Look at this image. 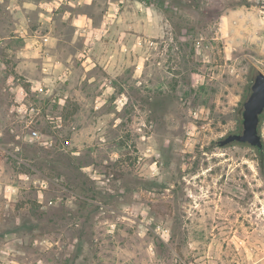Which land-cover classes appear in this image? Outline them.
Listing matches in <instances>:
<instances>
[{
  "label": "rangeland",
  "instance_id": "rangeland-1",
  "mask_svg": "<svg viewBox=\"0 0 264 264\" xmlns=\"http://www.w3.org/2000/svg\"><path fill=\"white\" fill-rule=\"evenodd\" d=\"M26 1L0 0V264H264V151L216 142L264 73V0ZM36 30L73 37L48 146L12 113Z\"/></svg>",
  "mask_w": 264,
  "mask_h": 264
},
{
  "label": "built area",
  "instance_id": "built-area-1",
  "mask_svg": "<svg viewBox=\"0 0 264 264\" xmlns=\"http://www.w3.org/2000/svg\"><path fill=\"white\" fill-rule=\"evenodd\" d=\"M30 47L38 53L42 59L41 79L30 82L28 88L12 83L14 93L12 103V113L28 129L29 136L39 144L52 145V140L38 126L40 120H49L60 125L61 117L52 118L50 107L61 104L64 95V85L69 81L72 69L59 57H53L49 51V35L47 33H35L30 36ZM0 58V62H1ZM45 182V181H44Z\"/></svg>",
  "mask_w": 264,
  "mask_h": 264
},
{
  "label": "water",
  "instance_id": "water-1",
  "mask_svg": "<svg viewBox=\"0 0 264 264\" xmlns=\"http://www.w3.org/2000/svg\"><path fill=\"white\" fill-rule=\"evenodd\" d=\"M242 129L229 132L219 140L220 147L241 143L251 146L257 152L264 151V140L261 134V123L264 116V73L254 75L248 93L242 102Z\"/></svg>",
  "mask_w": 264,
  "mask_h": 264
},
{
  "label": "crops",
  "instance_id": "crops-1",
  "mask_svg": "<svg viewBox=\"0 0 264 264\" xmlns=\"http://www.w3.org/2000/svg\"><path fill=\"white\" fill-rule=\"evenodd\" d=\"M82 1H87V0H75V1H72L74 4H76V5H79L78 4V2H82ZM54 2H56L55 0H54ZM48 3H50V2H48ZM26 5H31V4H33V2H31L30 0H27L26 1V3H25ZM117 13V10H116V6H115V4L114 3H112V0H111V4L109 5V7H108V11H106V16L107 15H113V14H116ZM80 16V15H79ZM24 29V31H26L27 29V27H23ZM35 33H37L38 32V30H36V31H34ZM34 33V34H35ZM48 35H49V41H48V43H49V49L51 48H53V52H54V50L55 51H57L58 53H59V49L60 48H64L65 46H69L70 47V44H68V43H72L73 42V37H71L70 39L67 37H64V36H59V35H57V34H49V33H47ZM33 35V34H32ZM67 42V43H66ZM56 48V49H55ZM70 48H72V47H70ZM60 51H61V49H60ZM74 55H73V53H71L70 51H69V53H67V55H66V59H71L72 57H73Z\"/></svg>",
  "mask_w": 264,
  "mask_h": 264
},
{
  "label": "trees",
  "instance_id": "trees-1",
  "mask_svg": "<svg viewBox=\"0 0 264 264\" xmlns=\"http://www.w3.org/2000/svg\"><path fill=\"white\" fill-rule=\"evenodd\" d=\"M258 154H260V156L262 157L263 156V151L258 152Z\"/></svg>",
  "mask_w": 264,
  "mask_h": 264
},
{
  "label": "flooded vegetation",
  "instance_id": "flooded-vegetation-1",
  "mask_svg": "<svg viewBox=\"0 0 264 264\" xmlns=\"http://www.w3.org/2000/svg\"><path fill=\"white\" fill-rule=\"evenodd\" d=\"M241 119H242V118H241ZM236 144H239V145H240L241 143H236ZM236 144H232V145H236ZM243 145H244V144H243Z\"/></svg>",
  "mask_w": 264,
  "mask_h": 264
}]
</instances>
